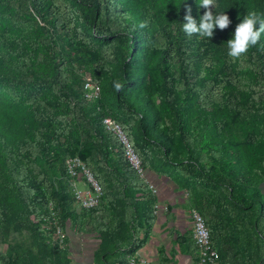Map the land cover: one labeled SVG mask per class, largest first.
Returning <instances> with one entry per match:
<instances>
[{
  "label": "trees",
  "instance_id": "1",
  "mask_svg": "<svg viewBox=\"0 0 264 264\" xmlns=\"http://www.w3.org/2000/svg\"><path fill=\"white\" fill-rule=\"evenodd\" d=\"M105 117L202 213L216 264H264V0H0V242L33 241L0 249V264H72L69 237L41 227L52 220L97 235L94 264L144 246L157 196ZM74 156L102 187L93 208L70 193Z\"/></svg>",
  "mask_w": 264,
  "mask_h": 264
},
{
  "label": "rangeland",
  "instance_id": "2",
  "mask_svg": "<svg viewBox=\"0 0 264 264\" xmlns=\"http://www.w3.org/2000/svg\"><path fill=\"white\" fill-rule=\"evenodd\" d=\"M147 175L157 188V211H161V209H163L162 211L166 213L167 205H169L170 211L171 207L174 210L169 212L171 217H173L171 225L169 223L168 225L170 226L166 227V224H164L161 227V232L163 235H161L160 237L166 236V238L160 241L161 245H159L157 247V250L155 251L156 255L159 256V259L153 260L151 257L145 258H147L152 264H200L197 257V249H195L191 253L183 252L181 250L182 248L180 244L176 240L177 234L179 232L189 240V243H193V245L195 246L192 220L190 218V207L188 205V197L186 193L180 190L177 184L168 176L158 175L156 172L150 170L147 171ZM261 187L264 191V181L261 184ZM71 192L72 189L70 187V193ZM76 208L80 210L78 206H76ZM178 220L181 221V224L179 226L180 228L177 225V223L179 222ZM53 225L54 222L52 221L48 223H41V227L44 229L47 238L54 243L56 242L57 235L53 233V229L50 228ZM63 233L66 235V237L63 240L62 246L66 245V238L69 237L68 246L72 264H94L92 262L93 259L91 258V252L93 250L92 246H95L96 243L98 245L99 243L97 235L83 233L75 234L69 229L67 231H63ZM32 243V237L27 230H23L21 232L13 231L9 234L7 242H0V249L2 251H7L9 244H12L16 246L20 251H23L32 248ZM174 251L176 252L175 256L173 255ZM161 253L165 254V258H163V260L160 257Z\"/></svg>",
  "mask_w": 264,
  "mask_h": 264
},
{
  "label": "built area",
  "instance_id": "3",
  "mask_svg": "<svg viewBox=\"0 0 264 264\" xmlns=\"http://www.w3.org/2000/svg\"><path fill=\"white\" fill-rule=\"evenodd\" d=\"M83 87L87 100L94 101L100 97V85L91 77L87 76L84 78ZM103 124L118 139L132 169L148 184L154 193H157L156 186L147 175L142 157L139 155L121 124L111 117H105ZM66 170L71 177V194L74 197L75 204L80 209L97 206L103 197V191L91 167L79 156H74L66 160ZM52 215H54L53 212ZM190 218L192 220L193 237L198 248L200 264H216L218 252L213 246L210 231L206 225L204 216L198 210L193 209L190 211ZM52 222H54V225L50 228L57 235L56 242L62 246L66 235L56 220H52ZM128 264L152 263L145 257L134 255L129 258Z\"/></svg>",
  "mask_w": 264,
  "mask_h": 264
},
{
  "label": "crops",
  "instance_id": "4",
  "mask_svg": "<svg viewBox=\"0 0 264 264\" xmlns=\"http://www.w3.org/2000/svg\"><path fill=\"white\" fill-rule=\"evenodd\" d=\"M169 209H170V207H169V205H167L166 206V210H167L166 213H164L162 211L163 209H161L162 212L161 211H157V214H156L157 218H156V222L154 223L153 228L151 230V236L146 241L144 246L141 247L135 253V255L140 256V257H147V258L151 257L153 260H158L159 259V256L156 255L155 251L157 250V247L159 245H161L160 241L166 238V236L160 237L161 235H163L162 232H161V227L164 224H166V227L170 226L172 221H173V217H171L169 212L173 211L174 209H172V207H171V211ZM178 221L180 222V223L178 222L179 224L177 223V225L179 227L180 224H181V221L180 220H178ZM169 223H170V225H168ZM169 233H171V232H169ZM73 238H75V237H73ZM97 246H98L97 243H96L95 246H92L93 247V250L91 252V258L92 259H93V253H94L95 249L97 248Z\"/></svg>",
  "mask_w": 264,
  "mask_h": 264
}]
</instances>
